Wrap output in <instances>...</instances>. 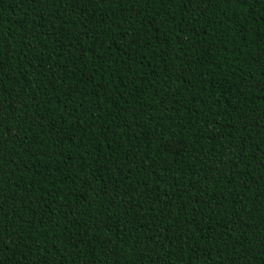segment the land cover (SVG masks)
Returning <instances> with one entry per match:
<instances>
[{
    "label": "trees",
    "instance_id": "16d2710c",
    "mask_svg": "<svg viewBox=\"0 0 264 264\" xmlns=\"http://www.w3.org/2000/svg\"><path fill=\"white\" fill-rule=\"evenodd\" d=\"M0 264H264V0H0Z\"/></svg>",
    "mask_w": 264,
    "mask_h": 264
}]
</instances>
